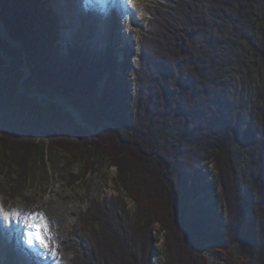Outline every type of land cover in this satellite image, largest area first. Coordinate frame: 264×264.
<instances>
[{"label": "trees", "instance_id": "trees-1", "mask_svg": "<svg viewBox=\"0 0 264 264\" xmlns=\"http://www.w3.org/2000/svg\"><path fill=\"white\" fill-rule=\"evenodd\" d=\"M167 4L160 13H151L149 44L133 70L135 108L129 114L126 72L125 82L111 71L98 91L108 56H84L78 49L61 57L56 18L46 0H0V21L23 48L11 46L0 35V70L5 65L12 73L8 89L0 87V155L19 180L31 176V163L36 160L46 165L38 136L24 125H29L26 111H31L30 124L37 131L47 126L60 130L43 135L50 142L46 151L54 168L57 150L82 159L90 170L97 163L83 157L99 151L119 171L127 194L142 201L145 210L136 214L137 223L120 199L113 207L104 201L91 204L82 214L90 229L84 238L86 250L74 264H150L154 253L151 232L146 230L153 221L144 220L142 212L146 217L156 215L154 221L162 220L166 233H171L168 245L175 261L169 264H206L202 246L213 243L226 249V235L240 246L250 244L251 249L242 260H232L227 253H219L221 258L229 264H264V105L256 109L257 126L252 123L253 110L240 120L245 103L234 101L229 93L223 71L232 62L220 50L231 48L229 40L234 38L248 44L262 66L259 100L264 104V0H172ZM260 21L263 25L255 41L249 23ZM23 56L29 77L21 93ZM33 93L50 101L38 104L27 96ZM9 96L25 103L24 114L20 108L3 107ZM57 97L66 98L68 104L62 100L61 105L53 104ZM4 112L8 115L3 116ZM105 122H112L119 136ZM9 125L10 130L3 131ZM100 126L103 129L92 135L89 128L97 131ZM242 153L245 165L237 163ZM210 159L218 172L214 183L222 188L228 205L224 222L219 214L195 209L190 201L200 190L194 184L186 188ZM162 196L172 198L177 207L163 211L156 204ZM138 224L142 226L136 229ZM84 257L86 261L81 262Z\"/></svg>", "mask_w": 264, "mask_h": 264}, {"label": "rangeland", "instance_id": "rangeland-1", "mask_svg": "<svg viewBox=\"0 0 264 264\" xmlns=\"http://www.w3.org/2000/svg\"><path fill=\"white\" fill-rule=\"evenodd\" d=\"M93 1L94 7L91 10L88 8L86 9L84 5L77 8L74 5H69L70 3L65 4L64 0H58L57 2L46 0L49 9H51L49 7L50 2L53 4L54 8L58 10H61L59 9L61 8V4L62 7L64 6L63 12L65 15H62L63 22L59 23L60 27L63 29V33H59V31H62L60 30L61 28L57 30L59 33V36L57 37L62 46V53L60 56H65L66 58V55L69 54L70 51L78 49L82 51L81 53L84 56L106 54L109 62L111 61L110 64H113L112 67L115 66L113 71L115 76L122 78L123 71L126 72L125 80L129 82L127 90L130 92V96L126 102L129 104V114H131V111H134L135 108L133 103L134 99L132 98L136 90L133 70L138 69L141 58L140 56L144 54V49L147 48L149 44V42H146V39L149 29L152 27L150 22L152 20L151 13H160V10L168 5V1L172 0H128V3L126 0H120L123 6L121 5L120 8L122 10H120V14L117 13L116 17L114 16L115 14H111L110 4L103 3L98 6L96 3H102L101 0H92V3ZM135 3L138 5L136 17H133L131 13L126 14V10H123V7L126 4L132 6ZM85 9L89 11L95 10L96 17H88ZM60 15V12H57L58 20L61 18ZM68 15H71L72 18H69ZM53 17H55V15H53ZM137 17H140L139 21L137 20ZM90 20L93 22L92 24L87 22ZM113 21L115 22L114 25H116L115 28H113L112 25ZM64 22H66V25ZM261 24V21L256 24L249 23V26L254 30L253 34L255 41L259 39L258 31H260ZM89 26L92 27V33L86 34L85 29L89 28ZM108 28L109 31H107ZM112 29L115 32L114 37H111V34H109ZM229 43L231 48H220L225 54H228V59L232 62L231 66L225 68L223 71V75L229 84V93L234 101L241 100L245 103V108L240 116V120L243 122L245 118H247L248 113L253 110L251 119L254 126H257L256 109L264 105L263 102L259 100V95L262 92L261 78L263 74L261 63L258 58L253 55L252 51L249 50L248 44L245 41H240L234 38L229 40ZM22 63V77H19L20 79L18 82V90L21 93L24 91L22 84L24 85L29 77L25 62L23 61ZM123 64H125V66H123ZM2 67L3 68L0 70V87H2V89H8L9 86L7 85L10 83L9 77L12 75V73L9 74L11 68L7 69L5 65ZM122 67L125 68L123 69ZM1 71H3L4 74L1 73ZM109 76L110 74L108 75V73L102 76L100 80L101 82L98 83L97 86L98 91L103 89L104 81ZM102 80H104L103 84ZM125 80L123 79V81ZM0 93L3 92L0 91ZM27 96L30 97V99H35L36 102L38 101V104H44V101H50L47 99L49 97H45L39 93L27 94ZM16 99V97L13 98V96H9L4 100L5 103H3V107L6 108V105H9L14 108V111H16L17 108H20L23 111L21 113L24 114L25 110H23V107L26 108L25 103L22 100L17 102ZM61 100L66 101V98L57 97L53 100V104H60ZM66 104H68L67 101ZM26 113L29 115L26 116L29 120V125L27 122H25L24 125L27 126V130L31 129L32 132L38 136V143H41L39 147L42 148L43 155L45 154L46 165H43L41 161L36 160L34 163H31V170L33 171L31 176L25 178V180H19L17 179L15 172H13L12 169L7 168L4 159L0 155V213L7 214L6 218L0 214V264H21L20 262L23 261L22 258H17L16 255L18 246L22 247L21 252L27 254L25 255L26 257L31 254V257H29L30 259L28 258L27 262L23 261V264H43L38 256L40 253L33 250L34 239L29 244L25 242L26 233L31 230H28L26 226L30 223H39L41 218L44 217L38 214V209L42 210L43 208L47 210L53 208L51 207V204H49V207L47 208V200L54 194L55 196H51L53 201L68 210V214L65 215V218L63 217L64 215H60V217L58 216V218H63L65 221L61 224L58 223L59 226L62 227H56L55 229L59 234V240L62 241L61 244L58 243L60 246H58L57 250L66 256L65 260L60 259L58 263L74 264L76 257L82 255L86 250L84 238L88 235L90 229L85 227V223H83L84 220L82 221V214L87 212L91 204L96 203V201H104L113 207L114 202H117L118 199H120L124 202L126 210L132 218L135 219L136 223L139 219L136 214L139 211V213H141V209H145L141 205L143 204L142 201L139 203L135 197L127 194L120 182L121 177L118 176L119 171L114 166H111L110 162L106 159L107 156L103 155L104 153L96 151L92 156H89L88 159L83 157L84 160H87L90 163H92V160L94 163H97V165L92 166V169L90 170L84 166L82 159L76 158L77 156L72 158L65 154V152L57 150V152L54 153V164L56 165L54 168L51 163H48L49 157L47 156L46 151L50 142L43 135L48 136L51 132L60 130L56 127V129H53L52 131L51 128L47 126L42 127V130L38 129L41 131H37L35 126L31 125L33 124V113L31 111H26ZM2 114L3 116L5 114L8 115L7 112ZM71 115L75 117L72 113ZM76 121L78 122L77 119ZM11 122L12 120L10 121V124L14 121ZM78 123L82 127H86L84 122L83 124L80 122ZM105 123L106 126L109 127H112L113 125L112 122ZM105 123L103 126H105ZM129 125L131 126L132 123H129ZM12 126L15 127V124H12L11 127ZM103 126H100L97 131H93L92 128H89L91 134L96 135L98 131L103 129ZM9 127L10 125L5 127L3 131L10 130ZM112 130L117 133L114 127H112ZM2 137L3 136L0 135V138ZM245 160L246 157L243 156L242 153L237 163L245 165ZM243 168L244 166H241L240 170ZM216 176H218L217 169L214 162L210 159L205 164L201 165V168L199 167L198 172L194 175V178L188 182L186 188L187 190H190L194 184L197 189L200 190L191 198L192 201H190L192 205H196L195 209L207 210L208 212L214 213L213 215L219 214L221 216V221L224 222L227 216L228 205H226L224 198L222 197V188L219 184L214 183ZM245 178H247L248 182L250 181L247 176ZM56 190L57 192L55 193ZM166 197L167 196H162L160 202L158 201L159 203L156 201V204H158L159 207L161 205L163 206L162 208L165 212L166 209L170 208L169 206L177 207V203L172 198ZM169 211L170 209L168 212ZM145 214L146 213L142 212V215L144 216L142 218L144 220H147V222L149 221V223L151 220L153 221L151 225H149V229L147 228L146 230V232H151V248L154 253V255L152 254L151 256L150 264H169L170 260L174 262V255L171 254L172 250L168 245L171 233H166L165 228L160 222L162 220H160L159 223L154 221L156 215L150 214L151 216L149 215L146 217ZM190 214H193V212L191 211ZM163 215L164 214L162 213V217L165 218L166 215ZM36 216L39 217L40 221L37 220ZM59 221H61V219H59ZM58 224L56 225L58 226ZM140 226H142V224H138L136 229ZM225 238V243L228 245V248L226 249L219 248L213 243H207L202 246L200 251L206 258V264H229L221 258L219 253H227V256L229 254L231 256L230 258L232 260L236 259V261L242 260L241 258L243 255H249L251 249L250 244L243 243V245L240 246L237 241L230 239V236L226 235ZM261 238L264 241V238ZM19 241L21 242L19 243ZM177 242L176 238L173 243L177 244ZM6 245H9L7 250L9 249L10 251L8 252H6ZM23 246L31 249V251L28 250L27 253V250H25V247L23 248ZM220 249L224 250L221 251ZM5 259L8 260V262H4ZM84 261H86V257L81 260V262Z\"/></svg>", "mask_w": 264, "mask_h": 264}, {"label": "bare ground", "instance_id": "bare-ground-1", "mask_svg": "<svg viewBox=\"0 0 264 264\" xmlns=\"http://www.w3.org/2000/svg\"><path fill=\"white\" fill-rule=\"evenodd\" d=\"M54 1V0H53ZM58 0H55L54 2H57ZM65 1V4L66 3H70L69 5H74V6H76L77 8H79V7H81L82 5H84V7L87 9V6L86 5H89V4H91L90 3V0H64ZM135 1H137V0H135ZM62 2V1H61ZM106 2H107V4L108 3H110L111 4V6H110V10H111V14H115L114 16L116 17V15H117V13H119L120 14V10H122L120 7H121V2H120V0H106ZM146 2V1H145ZM139 3V2H138ZM123 6V5H122ZM60 7V6H59ZM129 7V10L131 11V13H132V15H133V17H136V12H137V10H138V5H136V3L134 4V5H132V6H128ZM143 7V6H142ZM124 9L123 10H126L127 9V4L123 7ZM61 10H60V13H61V18H62V15H65V13H63V11H64V6H63V8H62V5H61V8H60ZM81 9V8H80ZM85 9V12H86V14H87V16L88 17H96L95 16V11H89V10H86ZM143 9V8H142ZM103 14V13H102ZM98 15V14H97ZM68 17L70 18L71 17V15H68ZM59 19V23H62L63 21V18L62 19ZM72 18V17H71ZM87 19V18H86ZM91 19V18H90ZM93 19V18H92ZM108 19V18H107ZM135 19V18H134ZM137 20L139 21L140 20V17H137ZM88 23H93L91 20L90 21H87ZM110 23V22H109ZM64 24L66 25V22H64ZM63 24V25H64ZM115 24V22L113 21V28H115V26L116 25H114ZM66 27V26H65ZM87 28V27H86ZM95 28H96V26H95ZM94 29V28H93ZM60 30H62V31H60V32H63V29L61 28ZM107 31H109V28H108V30ZM111 32L109 33V34H111V37H114V34H115V32H114V30L112 29V30H110ZM125 31V30H124ZM85 33L86 34H91L92 33V27L91 26H89V28H87V29H85ZM101 34V33H100ZM60 41V40H59ZM123 53V52H122ZM113 65V64H112ZM112 65L110 64L109 65V68L108 69H110L111 67H112ZM57 192V190L55 191V193ZM51 196H55V194L54 195H51ZM49 197L48 198V200H47V208L49 207V204H51V207H53V208H51V209H47V210H45V209H43L42 208V210L41 209H38L37 211H38V214L40 215V216H44L43 218H44V221L47 223V226H48V230H49V234H48V236H46L45 237V239L48 241V243H49V249L48 250H45V249H43V248H41L40 247V245L35 241V239H34V242H33V250L34 251H36V252H38V253H40V255L38 254V256L40 257V260L43 262V264H59L58 262H59V260L60 259H62V260H65L66 259V256L63 254V253H61L59 250H57L58 249V246H60V244H61V242L62 241H60L59 240V234H58V232L57 231H55V229H56V227L57 228H60V227H62V226H59V224L58 223H62V222H64L65 220H63V218H58V216L60 217V215H64L63 217L65 218V215H67L68 214V210L67 209H64L62 206H60V205H58V203L56 202H54L53 201V198L52 197ZM50 211V212H49ZM32 214V213H31ZM37 214V215H38ZM224 214V213H223ZM36 218H37V220H39V217L38 216H36ZM59 219H61V221H59ZM34 220V219H33ZM30 221H32V220H30ZM40 221V220H39ZM56 224H58V226L56 225ZM26 228L29 230V229H31V228H28L27 226H26ZM33 229H31L30 230V232L32 231ZM25 242L26 243H30L29 241H28V239H27V236H26V238H25ZM14 241V240H13ZM12 243H14V242H12ZM58 243H60V244H58ZM19 245V244H18ZM17 245V246H18ZM23 247H25V246H23ZM19 248V249H18ZM18 248H17V258L18 257H21L22 258V260L24 261V260H26V258H25V255L21 252V249H20V247L18 246ZM8 251H10L9 249L7 250V247H6V252H8ZM12 252H13V250H12ZM11 252V253H12ZM10 253V252H9ZM38 257V258H39ZM33 258V257H32ZM19 260V259H18ZM5 261H7L8 262V260H4V262ZM22 261V262H23ZM38 261V260H37ZM22 262H20L21 264H23ZM26 262H27V260H26Z\"/></svg>", "mask_w": 264, "mask_h": 264}, {"label": "snow or ice", "instance_id": "snow-or-ice-1", "mask_svg": "<svg viewBox=\"0 0 264 264\" xmlns=\"http://www.w3.org/2000/svg\"><path fill=\"white\" fill-rule=\"evenodd\" d=\"M126 2L128 3V0H126ZM0 214H2L5 218L7 217L6 213ZM27 227L33 229V231L26 233L28 241L31 243L34 238L41 248L48 250L49 243L45 239V237L48 236L49 230L47 223L43 220V218H41V221L39 223H30L27 225Z\"/></svg>", "mask_w": 264, "mask_h": 264}, {"label": "water", "instance_id": "water-1", "mask_svg": "<svg viewBox=\"0 0 264 264\" xmlns=\"http://www.w3.org/2000/svg\"><path fill=\"white\" fill-rule=\"evenodd\" d=\"M0 35H1V37H2V38H3L8 44H10L11 46H14V47H18V48H20V49L23 51L22 45H21L19 42H17V41H15V40L11 39V38L8 36V34H7V28L5 27V25H4L1 21H0ZM23 61H24L25 64H26V61H25V57H24V56H23ZM71 113L75 116L74 118L77 119L78 122H80V123L83 124L82 120L76 115V113H75L73 110H71Z\"/></svg>", "mask_w": 264, "mask_h": 264}]
</instances>
